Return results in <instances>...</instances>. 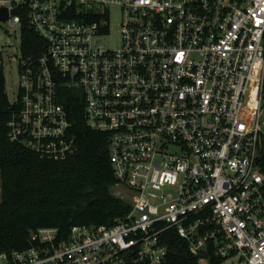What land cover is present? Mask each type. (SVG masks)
<instances>
[{"label": "built area", "instance_id": "2783aa9c", "mask_svg": "<svg viewBox=\"0 0 264 264\" xmlns=\"http://www.w3.org/2000/svg\"><path fill=\"white\" fill-rule=\"evenodd\" d=\"M0 8L9 12L2 22L45 42L39 55L21 43L9 140L50 160L74 154L61 99L80 92L87 127L109 137L116 186L128 191L118 196L132 205L111 225L66 235L41 227L27 249L0 252V264H165L170 230L198 264H264V0H0Z\"/></svg>", "mask_w": 264, "mask_h": 264}, {"label": "trees", "instance_id": "16d2710c", "mask_svg": "<svg viewBox=\"0 0 264 264\" xmlns=\"http://www.w3.org/2000/svg\"><path fill=\"white\" fill-rule=\"evenodd\" d=\"M21 38L24 54L43 52L44 40L30 28H23ZM61 102L75 124L79 148L74 154L55 161L11 142L12 110L0 54V252L27 249L31 233L41 227H57L66 235L75 225H111L131 210L130 201L115 192L109 137L87 127L81 93L66 92ZM259 151L258 164L264 171V140ZM164 238L169 246L165 264H198L177 233L167 231Z\"/></svg>", "mask_w": 264, "mask_h": 264}, {"label": "rangeland", "instance_id": "374dc122", "mask_svg": "<svg viewBox=\"0 0 264 264\" xmlns=\"http://www.w3.org/2000/svg\"><path fill=\"white\" fill-rule=\"evenodd\" d=\"M118 9L113 11V34L119 37ZM21 28L19 25L13 29L8 22L0 21V54L3 60L5 77V91L12 101L18 93L19 84V58L21 49ZM117 195H128V191L121 186H115Z\"/></svg>", "mask_w": 264, "mask_h": 264}, {"label": "water", "instance_id": "95a60500", "mask_svg": "<svg viewBox=\"0 0 264 264\" xmlns=\"http://www.w3.org/2000/svg\"><path fill=\"white\" fill-rule=\"evenodd\" d=\"M9 17V12L5 8H0V21H5Z\"/></svg>", "mask_w": 264, "mask_h": 264}]
</instances>
